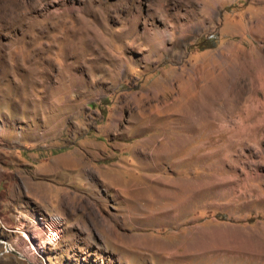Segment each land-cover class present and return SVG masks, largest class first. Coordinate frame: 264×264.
<instances>
[{
    "label": "rangeland",
    "instance_id": "374dc122",
    "mask_svg": "<svg viewBox=\"0 0 264 264\" xmlns=\"http://www.w3.org/2000/svg\"><path fill=\"white\" fill-rule=\"evenodd\" d=\"M0 237V264H264V0H0Z\"/></svg>",
    "mask_w": 264,
    "mask_h": 264
},
{
    "label": "built area",
    "instance_id": "2783aa9c",
    "mask_svg": "<svg viewBox=\"0 0 264 264\" xmlns=\"http://www.w3.org/2000/svg\"><path fill=\"white\" fill-rule=\"evenodd\" d=\"M29 225H22V230H20L21 236L26 234L27 237H24V241L27 244H31V242L37 245L38 255L41 256L43 253L45 245H55L62 236L63 231V222L58 216H33L29 218ZM3 238L0 237V241ZM4 252H14L18 255H21L19 251L14 249L11 244L5 242ZM46 264V263H43Z\"/></svg>",
    "mask_w": 264,
    "mask_h": 264
},
{
    "label": "bare ground",
    "instance_id": "6f19581e",
    "mask_svg": "<svg viewBox=\"0 0 264 264\" xmlns=\"http://www.w3.org/2000/svg\"><path fill=\"white\" fill-rule=\"evenodd\" d=\"M22 237H23V238H24V237H27V235L25 234V236L23 235ZM24 239H25V238H24ZM26 243H27V242H26ZM188 245H190V243H189ZM191 246H193V245H190V246H189L190 249H192ZM168 247L172 248L173 246H170V244H169ZM172 249H173V248H172ZM27 250L30 252L31 257L33 256V257L36 258L37 254H38V249H37V245H36L35 243L31 242L30 245L28 244V246H27ZM203 250H204V249H203ZM173 251H174V250H173ZM175 251H176V250H175ZM29 252H28V253H29ZM168 252H170V251H168ZM36 253H37V254H36ZM177 254H178L177 252H173V253H172V256L175 257Z\"/></svg>",
    "mask_w": 264,
    "mask_h": 264
}]
</instances>
